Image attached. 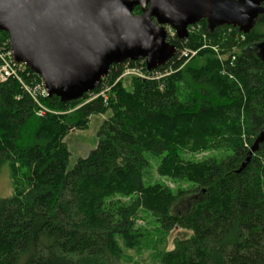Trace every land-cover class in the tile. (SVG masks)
I'll return each mask as SVG.
<instances>
[{
  "label": "trees",
  "instance_id": "1",
  "mask_svg": "<svg viewBox=\"0 0 264 264\" xmlns=\"http://www.w3.org/2000/svg\"><path fill=\"white\" fill-rule=\"evenodd\" d=\"M200 25L188 40L169 41L176 55L151 73L144 68L148 79L131 77L126 86L123 72L137 62L111 66L101 84L111 87L107 99L73 113L101 85L70 103L40 98L52 114L39 116L16 80L0 81V172L7 165L15 184L0 199V264H120L122 246L133 250L144 237L136 224L141 211L164 233L191 232L161 251V264H264V144L240 172L264 127V58L256 48L264 15L245 41ZM202 35L224 54L237 51L223 64L204 50L185 66L180 51L202 47ZM9 45L0 32V50ZM29 73L27 85L38 78ZM107 112L96 149L68 170L67 135ZM207 152L223 157L186 159ZM154 158L160 175L191 187L146 186Z\"/></svg>",
  "mask_w": 264,
  "mask_h": 264
},
{
  "label": "water",
  "instance_id": "2",
  "mask_svg": "<svg viewBox=\"0 0 264 264\" xmlns=\"http://www.w3.org/2000/svg\"><path fill=\"white\" fill-rule=\"evenodd\" d=\"M262 15L264 0H0V32L14 61L65 104L98 89L113 65L144 61L148 73L165 66L177 53L166 27L179 40L201 21L211 32L232 27L248 35ZM256 48L264 58V41ZM262 144L264 127L240 172Z\"/></svg>",
  "mask_w": 264,
  "mask_h": 264
},
{
  "label": "rangeland",
  "instance_id": "3",
  "mask_svg": "<svg viewBox=\"0 0 264 264\" xmlns=\"http://www.w3.org/2000/svg\"><path fill=\"white\" fill-rule=\"evenodd\" d=\"M237 42V40H236ZM205 44L203 43V46ZM208 45V44H207ZM212 46V44H210ZM238 46V45H235ZM232 47L231 51L224 54L227 50L219 48V46H215L210 48L209 46L200 50L197 55L204 50L211 51L216 58L220 61V63L225 64L228 59L229 54H232L237 51V47ZM201 48V45H198L196 49ZM2 52V50H1ZM195 55L191 59H187L185 66L192 62L196 56ZM231 56V60H233ZM6 67V66H5ZM142 65L137 62L135 65V69H127L125 68L122 81L126 86H129V81L131 77H139L137 71H140ZM225 69L221 72L222 76L227 75L226 66H223ZM171 73H169L170 75ZM234 79V77H231ZM148 79V78H147ZM12 80V79H11ZM17 80V79H16ZM236 81V80H235ZM26 92V88H24ZM107 92L111 91V87L106 89ZM33 95L36 97V93L32 92ZM31 96V94L28 92ZM97 96H89V98L82 99L81 103L73 110H70L68 113H73L75 110L80 109L81 107L85 106L86 104L96 100ZM32 99H34L31 96ZM35 102V101H34ZM39 106V112L45 111L48 113L52 112L44 107L43 105ZM55 114V113H54ZM58 114V113H56ZM110 112L102 115H94L91 116L89 124L85 130H71V132L67 135L65 139V143L67 144L68 150L71 154L69 163H68V170H72L79 159L87 158L89 154L94 151L98 145V133L100 128L105 120L108 119L110 116ZM215 157L217 159L222 158L223 156L217 152H207L202 153L196 156H186V159H206ZM151 165L147 174H145L144 182L146 186L152 185H162L167 189L171 190L173 193L181 190H187L191 187V183L187 181H178L172 178L162 176L158 172L159 167V159H150ZM22 178V176H21ZM15 193V184L11 178L9 169L7 165H4L1 172H0V199L2 198H9ZM137 226L142 228L144 231V237L141 239V243L135 249H127L123 247V256L121 258L120 264H161L159 254L161 251H172L175 248V242L177 239H183L191 236V232L186 231L184 229H174L170 233H164L161 229L159 224L156 222L155 218H153L149 213L145 211H141L139 213V218L136 222Z\"/></svg>",
  "mask_w": 264,
  "mask_h": 264
},
{
  "label": "built area",
  "instance_id": "4",
  "mask_svg": "<svg viewBox=\"0 0 264 264\" xmlns=\"http://www.w3.org/2000/svg\"><path fill=\"white\" fill-rule=\"evenodd\" d=\"M167 28V32H168V41H170L171 39H174L177 37L176 35V32L170 28V27H166ZM201 28V25L200 23L198 24H195V25H192L188 28V33L189 35L190 34H196L198 32V30ZM220 29V28H219ZM228 31L229 33H234L235 34V37H236V40H241V41H245L246 39V35L243 34V33H238L235 28H232V27H222V32L224 33V31ZM185 40H188L185 39ZM183 40V41H185ZM202 40H204V46H202L201 48L199 49H190V48H184L182 49V51H180V54L181 56L185 59V63L187 61V59H191L193 58L195 55H197V53L202 50L203 48H206V47H215V46H211L209 44V42H207V38L206 36L202 35ZM208 44V45H207ZM233 60H231L230 62V65H234L235 61H236V57L233 56L232 57ZM0 62L4 64V67L2 68V71H1V75H0V81L1 82H6L7 80H16L21 86H22V89L26 88V90L31 94V96L34 98L33 100L37 103V104H40L42 106V104L40 103V98H48V92L45 88V84H44V81L43 79L35 74L34 72H32L30 69H28L24 64H18L14 61L13 59V54H12V51L10 50V45H9V49L8 50H0ZM142 67L140 68V71H137L139 74L138 76L142 79H147V75L146 73L143 71V69L145 67V64L143 65L144 61H140L139 62ZM6 66V67H5ZM133 70H137V69H133ZM29 71L31 73H33L34 75L38 76L37 80L36 81H33L32 84L30 85H27L25 83V81L23 80V76H29L31 75L29 73ZM148 73V72H147ZM106 89H108L106 87V85H101V90L95 94H91V96H97L96 98H103L104 100L107 99V95H108V92L106 91ZM36 93V97L33 95V93ZM93 93V92H92ZM39 106V105H38ZM40 107V106H39ZM46 113V110L45 111H41L39 114V116H42Z\"/></svg>",
  "mask_w": 264,
  "mask_h": 264
},
{
  "label": "bare ground",
  "instance_id": "5",
  "mask_svg": "<svg viewBox=\"0 0 264 264\" xmlns=\"http://www.w3.org/2000/svg\"><path fill=\"white\" fill-rule=\"evenodd\" d=\"M0 66H1V67H0V75H1V71H2V68L4 67V64L1 63Z\"/></svg>",
  "mask_w": 264,
  "mask_h": 264
}]
</instances>
